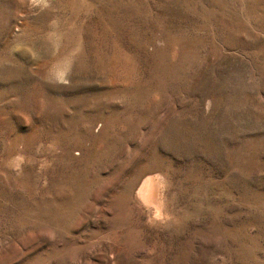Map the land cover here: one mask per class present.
<instances>
[{
    "label": "rangeland",
    "instance_id": "374dc122",
    "mask_svg": "<svg viewBox=\"0 0 264 264\" xmlns=\"http://www.w3.org/2000/svg\"><path fill=\"white\" fill-rule=\"evenodd\" d=\"M0 264H264V0H0Z\"/></svg>",
    "mask_w": 264,
    "mask_h": 264
},
{
    "label": "bare ground",
    "instance_id": "6f19581e",
    "mask_svg": "<svg viewBox=\"0 0 264 264\" xmlns=\"http://www.w3.org/2000/svg\"><path fill=\"white\" fill-rule=\"evenodd\" d=\"M157 183H155L153 181L152 182L151 181H146L144 183V185H143V187H142L140 192H141V195H142L141 197H143L142 199L145 200V202L146 201H150V203L154 202V204L159 205V198L162 197V196L159 197V195H161V194H159V191H160L159 187H161V186L159 184H157ZM158 185H159V187H158ZM160 201L162 202V200H160ZM146 203L149 204L148 202H146ZM160 206H159V208H161Z\"/></svg>",
    "mask_w": 264,
    "mask_h": 264
}]
</instances>
